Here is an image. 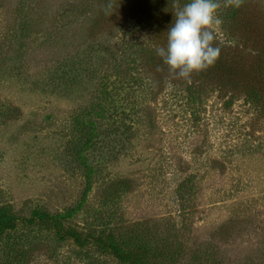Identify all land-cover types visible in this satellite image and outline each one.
Returning a JSON list of instances; mask_svg holds the SVG:
<instances>
[{"label":"rangeland","instance_id":"374dc122","mask_svg":"<svg viewBox=\"0 0 264 264\" xmlns=\"http://www.w3.org/2000/svg\"><path fill=\"white\" fill-rule=\"evenodd\" d=\"M220 4L217 42L237 47L238 86L259 93L255 105L229 91L198 96L193 110L181 102L187 81L159 56L145 66L164 36L144 30L140 4L0 0V205L114 232L150 264H264V0ZM222 25L239 26L232 41ZM133 74L145 93L116 119L114 92ZM0 264L120 263L19 225L0 239Z\"/></svg>","mask_w":264,"mask_h":264},{"label":"trees","instance_id":"16d2710c","mask_svg":"<svg viewBox=\"0 0 264 264\" xmlns=\"http://www.w3.org/2000/svg\"><path fill=\"white\" fill-rule=\"evenodd\" d=\"M188 2V0L186 1ZM185 2V3H186ZM131 7L134 10L138 8V4L144 9V16L140 20L143 24L144 30L148 31L151 28H154V31L160 34L161 40H159L160 46L164 47L167 43V28L170 26V23L173 20V11L174 5L183 6L182 0H129ZM232 10H228L225 15L232 16ZM226 23V22H225ZM229 35V39L232 38L237 28L231 26L228 30V26L222 25ZM232 31V34H231ZM156 33V34H157ZM154 36V35H153ZM227 39V40H229ZM231 40V39H230ZM232 41V40H231ZM226 41L223 43L217 42V45L220 47V55L216 60L215 64L208 68L207 70L193 73L191 82H186L184 90H180L179 96H176L181 102L188 104L191 110L199 107L198 105V96H203L207 92L220 91L224 95L225 92L230 93H242L243 99L247 104H257L260 101L259 93H255L252 89L253 87L246 86L243 90L240 89L239 84V75L241 74L239 68V57L240 54H236V46L225 45ZM258 54L259 59V69L255 68L258 74L264 76V66L262 62L264 61V51L259 52L255 50ZM158 55L156 51L147 57H145L146 67H150L149 64L153 62ZM256 56V54H255ZM242 58V57H241ZM158 63L153 62L157 67L164 66L161 58L158 57ZM263 66V67H262ZM254 69V67H252ZM146 76L144 77V79ZM132 84L128 86V91L126 93H121L122 91H115L117 98L111 102V109L116 119H124L130 116L129 112L133 109V114L135 109L138 107V101L131 97L138 89L145 93V87L143 88L142 81L140 77H135L134 74L131 77ZM149 86V83L147 84ZM126 91V90H125ZM133 93H129L132 92ZM198 94V95H196ZM134 99V100H133ZM230 103V102H229ZM198 111V110H197ZM196 113V112H195ZM120 123V122H119ZM64 214H50L47 211L35 209L28 216H19L2 207L0 205V239L7 237L18 229L19 225H22L26 228H31L34 225L40 226L47 231H50L55 237V239L60 241L71 240L76 247L79 248H88L90 246L96 247L99 251L111 255L118 263L120 264H150L147 263L146 254L139 249H127L125 246L117 239L114 232H107L104 237L97 235L94 232H82L76 229L73 226H66L62 220ZM11 244V243H9ZM89 244V245H88ZM16 247V246H15ZM11 249V248H10ZM5 255L9 257L20 256L19 251H8L3 250Z\"/></svg>","mask_w":264,"mask_h":264},{"label":"clouds","instance_id":"9594fccd","mask_svg":"<svg viewBox=\"0 0 264 264\" xmlns=\"http://www.w3.org/2000/svg\"><path fill=\"white\" fill-rule=\"evenodd\" d=\"M227 2L239 8L243 0ZM220 7V0H188L182 7L174 5L166 46L156 50L174 79L190 83L193 73L207 70L219 58L216 29L222 23Z\"/></svg>","mask_w":264,"mask_h":264}]
</instances>
